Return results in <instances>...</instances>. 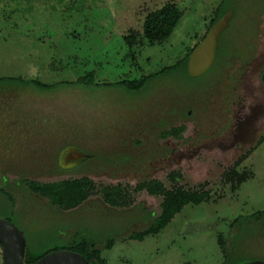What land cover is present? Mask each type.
<instances>
[{"label":"rangeland","instance_id":"rangeland-1","mask_svg":"<svg viewBox=\"0 0 264 264\" xmlns=\"http://www.w3.org/2000/svg\"><path fill=\"white\" fill-rule=\"evenodd\" d=\"M167 4L182 18L168 40L151 45L141 39L143 21ZM218 10L232 18L215 61L191 77L185 58ZM130 31L140 33L131 48ZM89 72L94 84L111 85L40 92L0 83V176L16 210L27 215L15 213L11 221L29 247L61 245L73 228L67 239L76 232L77 239L99 243L117 235L105 264L264 261V225L255 219L264 212V0H0V80L57 84ZM143 77L138 90L113 86ZM180 126V140L159 137ZM66 146L92 160L78 174L53 176ZM18 177L42 186L84 179L92 196L59 212L15 187ZM147 180L207 197L148 235L147 215L159 216L163 199L140 191ZM106 194L120 206L105 204ZM7 214L11 209L1 202L0 218ZM134 236L144 238L131 241Z\"/></svg>","mask_w":264,"mask_h":264},{"label":"trees","instance_id":"trees-1","mask_svg":"<svg viewBox=\"0 0 264 264\" xmlns=\"http://www.w3.org/2000/svg\"><path fill=\"white\" fill-rule=\"evenodd\" d=\"M41 1V0H37ZM51 3V2H49ZM49 5V4H48ZM49 7V6H48ZM47 7V8H48ZM34 9H31L30 11L33 12ZM20 12L19 10L12 11L11 13L15 14ZM224 13H221L219 10L216 13L214 19L210 22L208 31L210 28L223 16ZM182 18V14L177 9V7L174 4H167L163 6L161 9L156 10L154 12L149 13L142 24V30H141V39L146 40L151 45H157L165 42L169 39L171 34L173 33L174 29L177 27L179 21ZM129 36L125 38V41L127 45L131 48L139 39L140 33L138 32H129ZM204 39V38H203ZM193 50L187 54L185 58V62H188V58L191 55ZM145 77L140 78L136 81H122L114 83L113 86H120L129 90H138L140 89L143 84L146 82ZM263 81H264V74H263ZM5 82L8 84H19L14 85L20 88L24 87H31L35 89L36 91L40 92H51L57 89L58 86H81V87H91L92 85L98 87V86H109L108 85H100V84H94L92 73H85L82 77H80L75 82H69V81H63L61 83L57 84H43L37 79L32 80H22V79H1L0 83ZM178 131V130H177ZM169 133H164L163 136L168 135ZM241 179H238L240 182ZM86 180H78V181H64L62 183H57L53 185H37V184H31V188L33 191L38 192L44 196L48 197H54L56 202V198H60L59 196L61 194L69 195L70 197H75V201L81 202L85 197L87 196L84 192ZM143 188L146 189V191L150 195H159L163 197V201L161 204V214L158 218H156L151 227L149 228V233H158L162 229H164L171 219L177 215L185 206L187 205H199L204 201V199L207 197L205 193L198 194L195 192H189L182 190L180 188H173L171 191H167L165 187L158 181L152 180L148 183H144ZM105 200L110 203L113 206H118V199L114 196V194L109 195L106 194ZM67 203V202H66ZM64 204V203H63ZM258 215V214H256ZM259 217H264V212L258 215ZM147 232V233H148ZM142 236H134V239H141ZM90 243L88 239H81L80 241H77L70 250L73 252H76L83 256L84 259L90 262V264H94L92 262V258H95L98 262L97 264H105L104 261L98 259V252L90 251ZM222 244V250L224 253V256L227 257L228 254L225 252L224 244ZM112 245L111 242L108 243L107 248H110ZM47 253V252H46ZM45 254V253H44ZM44 254H36L35 250H28V256L26 263L32 264L36 261H38L40 258L43 257Z\"/></svg>","mask_w":264,"mask_h":264},{"label":"flooded vegetation","instance_id":"flooded-vegetation-1","mask_svg":"<svg viewBox=\"0 0 264 264\" xmlns=\"http://www.w3.org/2000/svg\"><path fill=\"white\" fill-rule=\"evenodd\" d=\"M191 113V110L187 111V114L186 115H190ZM178 130V131H177ZM185 131V127L184 126H180V127H172V128H169L167 130H162L159 134V137L162 138L163 140H168V139H174V140H180L182 138V135ZM168 132L169 134L168 135H164V133ZM91 155H87L86 153H82L80 150H77L76 148H73L72 146H66L64 147L61 152L59 153L58 155V162L59 160L61 161V164L58 163L57 166L55 167L56 170H53L50 172L51 175L53 176H58V175H61V173H66V174H70V173H74V174H78L79 172V169H81V167L83 166V163L85 164H88L92 159H91ZM84 161V162H83ZM172 177V175H171ZM80 179H73V180H64V181H69V182H73V181H78ZM6 179L4 178V175L3 176H0V204L1 202L4 204H8L10 209H11V212L12 214H7L6 215V218H4V220L8 221L9 223H11L12 225H14L15 227H17L11 220L13 219L14 217V214L16 213L17 215H19L20 217H23V218H27V215L24 216V215H21L17 210H16V200L12 194V190H8V187L6 186ZM64 181H61L59 183H62ZM152 180H147V181H142L139 185V189L140 191H145L147 193V195H149L150 197H153V198H162V196H159V195H150L145 188H143V184L144 183H148ZM157 181V180H155ZM160 182V181H158ZM161 183V182H160ZM13 185H15V187H19V186H22L24 187L25 189H27V191H29L30 193H32L33 195L41 198V199H45L49 202L50 206H52L54 209H56L57 211L59 212H62V211H71V210H75L79 207H81L82 205H84L88 200L89 198L92 196H89L87 195L85 197V199H83L81 202H77L75 201V197H70L69 195L67 196L66 194H61L59 197V199L57 198L56 199V202H52L48 196H44L38 192H35L32 190L31 188V184H33L31 181H28L27 179H24L23 177H18L17 179H15L13 182H12ZM38 184V183H36ZM57 184V183H56ZM162 184V183H161ZM163 185V184H162ZM164 186V185H163ZM102 201L105 203V204H108L109 206L111 207H119L120 205L118 206H113L111 205L110 203H108L106 200H105V197L102 198ZM163 201V200H162ZM67 202V203H66ZM64 203V204H63ZM46 214V213H44ZM129 216V215H128ZM160 216V215H159ZM159 216L155 217L153 215V213H148L147 215V220L150 221V226L149 228L151 227L153 221L158 218ZM39 217V216H38ZM133 217V216H132ZM2 219V218H0ZM63 219V218H62ZM255 219L257 220L256 223L260 225H264L261 224L259 222L260 220V217L257 215L255 217ZM172 220V219H171ZM170 223V222H169ZM258 224H256L258 226ZM127 226L126 227H129L128 224H126ZM18 228V227H17ZM19 229V228H18ZM73 229V228H72ZM71 229V230H72ZM20 230V229H19ZM67 231L65 232V234H62L63 235V238L64 240L66 241L65 243L63 244H59L53 248H44V245H42V243H40L42 245V247L40 248H36V249H33L35 250L36 254H44L43 257L47 254H50L52 252H58V251H69V252H73L70 250V248L77 242V241H80L81 239L83 238H79L77 239L75 236H76V232L74 233L75 235H73L72 238L70 239H67V235L69 234V232L71 231ZM163 230V229H162ZM23 234L24 232L22 230H20ZM73 232V231H72ZM123 230L121 232H119L118 234L122 233ZM159 233V232H158ZM158 233H147L148 235L149 234H158ZM117 236V235H116ZM115 236V237H116ZM146 236V235H145ZM25 237V235H24ZM110 238L108 240H105L103 242H99V243H94L91 241L90 243V251H95V252H98V259L99 260H103V256L106 252L110 251L116 241L114 240V238ZM142 238H144V236H142ZM142 238L139 240V239H133L131 238L130 240L131 241H142ZM25 240H26V237H25ZM90 241V240H89ZM111 242L112 245L110 248H107V245L108 243ZM26 244H27V256H28V250L31 251L32 248L29 247L28 243H27V240H26ZM99 245H104L102 248L99 247ZM1 249V248H0ZM1 252H2V249H1ZM47 252V253H46ZM76 253V252H74ZM78 254V253H77ZM83 257V256H82ZM41 259V258H40ZM27 260V259H26ZM86 260V259H85ZM255 261V260H254ZM89 262V261H88ZM92 262L94 264H97L98 262L96 261L95 258H92ZM251 262V261H250ZM249 263V262H248ZM2 264H3V254H2ZM90 264V262H89ZM247 264V263H246Z\"/></svg>","mask_w":264,"mask_h":264},{"label":"water","instance_id":"water-1","mask_svg":"<svg viewBox=\"0 0 264 264\" xmlns=\"http://www.w3.org/2000/svg\"><path fill=\"white\" fill-rule=\"evenodd\" d=\"M231 18V12L223 15L193 50L187 62V71L191 77H198L212 67L218 48V39L229 26ZM0 248L3 264H27V244L24 234L4 219H0ZM32 264H89V262L80 254L58 251L47 254ZM247 264H264V261L255 260Z\"/></svg>","mask_w":264,"mask_h":264}]
</instances>
